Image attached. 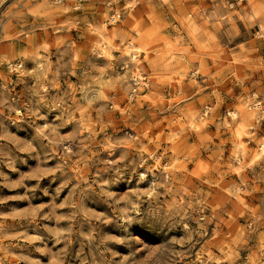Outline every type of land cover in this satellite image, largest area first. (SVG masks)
Returning a JSON list of instances; mask_svg holds the SVG:
<instances>
[{"label": "rangeland", "instance_id": "rangeland-1", "mask_svg": "<svg viewBox=\"0 0 264 264\" xmlns=\"http://www.w3.org/2000/svg\"><path fill=\"white\" fill-rule=\"evenodd\" d=\"M263 142L264 0H0V264H264Z\"/></svg>", "mask_w": 264, "mask_h": 264}, {"label": "bare ground", "instance_id": "bare-ground-1", "mask_svg": "<svg viewBox=\"0 0 264 264\" xmlns=\"http://www.w3.org/2000/svg\"><path fill=\"white\" fill-rule=\"evenodd\" d=\"M109 39V38H108ZM110 41V40H109ZM111 49V48H110ZM132 49V48H131ZM139 49H142L141 47H139ZM108 50V49H107ZM131 52H128L129 54H130V57H131V59H136L137 57H138V55L140 54V52H139V50H137V52H139V54L136 52V51H133V50H130ZM126 55V54H125ZM101 56V55H100ZM105 56V55H104ZM142 57H144V56H142ZM139 60V59H138ZM137 60V61H138ZM145 60V59H144ZM138 64V63H137ZM136 65V64H135ZM137 68H139V64L137 65ZM135 70V69H134ZM134 73H135V71H134ZM137 77H138V80H142V76L140 75V73H138L137 74ZM143 82V81H142ZM144 83V82H143ZM146 83V82H145ZM145 86V85H144ZM142 87V86H141ZM251 106V105H250ZM260 106V105H259ZM234 113V112H233ZM230 114V113H229ZM236 113H234V115H235ZM237 116V115H236ZM237 118V117H236ZM234 122V121H233ZM232 123V122H231ZM232 125V124H231ZM241 125H243V124H241ZM242 126H240V128H241ZM233 128V127H232ZM239 131H240V129H239ZM264 143V142H263ZM257 152V151H256ZM261 153V152H260ZM255 155H257V154H255ZM237 158H238V156H237ZM239 161V160H238ZM167 173V172H166Z\"/></svg>", "mask_w": 264, "mask_h": 264}, {"label": "built area", "instance_id": "built-area-1", "mask_svg": "<svg viewBox=\"0 0 264 264\" xmlns=\"http://www.w3.org/2000/svg\"><path fill=\"white\" fill-rule=\"evenodd\" d=\"M113 19H114V17H113Z\"/></svg>", "mask_w": 264, "mask_h": 264}]
</instances>
